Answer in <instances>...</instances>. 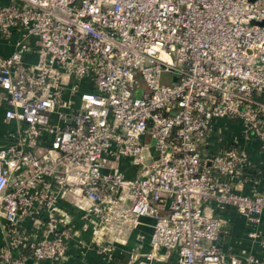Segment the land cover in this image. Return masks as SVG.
Masks as SVG:
<instances>
[{
	"label": "built area",
	"instance_id": "1",
	"mask_svg": "<svg viewBox=\"0 0 264 264\" xmlns=\"http://www.w3.org/2000/svg\"><path fill=\"white\" fill-rule=\"evenodd\" d=\"M263 22L264 0L0 4V32L20 38L0 57V106L16 125L0 149V215L16 235L27 217L49 214L46 236L27 245L33 263H61L73 234L55 216L54 181L108 259L149 219L146 260L163 250L175 264H264L227 260L215 243L223 222L203 208H231L248 225L264 214V183L250 195L231 186L250 165L235 140L207 151L222 119L264 150ZM30 38L36 60L26 64ZM0 264L26 259L5 246Z\"/></svg>",
	"mask_w": 264,
	"mask_h": 264
},
{
	"label": "crops",
	"instance_id": "2",
	"mask_svg": "<svg viewBox=\"0 0 264 264\" xmlns=\"http://www.w3.org/2000/svg\"><path fill=\"white\" fill-rule=\"evenodd\" d=\"M9 2L10 0H0L1 5H7ZM19 39L17 33L13 32L5 36L0 32V57H8ZM27 43L28 51L24 53L23 62L32 64L36 60V42L35 39L30 38ZM4 109V106H0V149L10 142L9 136L16 128L15 123L4 120ZM241 131L242 127L238 122L218 120L208 136L207 151L217 152L235 140L247 156L250 165L244 174V179L232 180L231 186L236 193L250 195L264 183V150L258 139L245 138L241 135ZM48 141L49 137L46 138V143ZM121 167L128 178L135 175V170L126 161ZM51 186L57 193L58 213L55 216L66 218L73 233L68 242L66 258L59 264H175L174 253L170 254L169 259H165L163 250L159 251V258L146 260L145 256L150 252L149 238L152 225L149 219L141 220V225L130 235L125 244H114L112 258H106L91 241L90 223L76 208L75 201L70 196L60 197L54 181H51ZM203 208L207 214L223 222L215 243L227 260L233 259L242 263L245 257L254 256L264 261V214L260 223L248 225L245 219L231 208L219 210L210 202L205 203ZM48 216L46 211H41L39 217L36 215L27 217L14 235L7 231L6 222L0 215V247H8L13 259L24 257L26 264H55L47 261L33 263L27 249L29 241L41 240L46 236L48 227L45 223ZM39 220L42 222L40 223ZM132 253L137 255L134 263H130L129 257Z\"/></svg>",
	"mask_w": 264,
	"mask_h": 264
},
{
	"label": "water",
	"instance_id": "3",
	"mask_svg": "<svg viewBox=\"0 0 264 264\" xmlns=\"http://www.w3.org/2000/svg\"><path fill=\"white\" fill-rule=\"evenodd\" d=\"M250 1H253V0H250ZM261 25H263V26H264V22H263Z\"/></svg>",
	"mask_w": 264,
	"mask_h": 264
}]
</instances>
